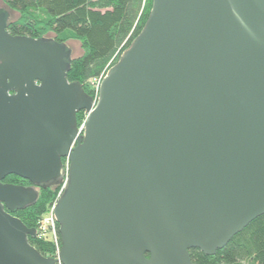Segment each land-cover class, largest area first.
<instances>
[{
  "label": "water",
  "instance_id": "95a60500",
  "mask_svg": "<svg viewBox=\"0 0 264 264\" xmlns=\"http://www.w3.org/2000/svg\"><path fill=\"white\" fill-rule=\"evenodd\" d=\"M9 19L0 264H194L190 250L214 256L264 215V0H152L95 99L68 82L66 44L11 36ZM11 175L31 186L4 184ZM64 180L60 251L46 258L11 214Z\"/></svg>",
  "mask_w": 264,
  "mask_h": 264
},
{
  "label": "trees",
  "instance_id": "16d2710c",
  "mask_svg": "<svg viewBox=\"0 0 264 264\" xmlns=\"http://www.w3.org/2000/svg\"><path fill=\"white\" fill-rule=\"evenodd\" d=\"M17 18L8 24L11 36L44 38L66 44L68 40L81 43L83 54L72 59L67 72L70 83H79L88 97L95 99L92 81L114 66L143 30L151 11L152 0H0ZM84 113L77 114V122ZM4 184L29 187L31 184L16 176H7ZM61 185L34 187L37 201L12 213L27 228L38 230L41 217L57 200ZM42 256L55 258L53 244L28 238ZM60 245V237H59ZM194 264H264V215L250 223L214 256H204L198 250L189 251Z\"/></svg>",
  "mask_w": 264,
  "mask_h": 264
},
{
  "label": "built area",
  "instance_id": "2783aa9c",
  "mask_svg": "<svg viewBox=\"0 0 264 264\" xmlns=\"http://www.w3.org/2000/svg\"><path fill=\"white\" fill-rule=\"evenodd\" d=\"M105 73H103L99 78L95 79L92 81V86L96 92V97L98 94V89H99V85L100 82L103 78ZM86 119V114H84V119L82 121V123L79 125V128L82 130L83 129V125H84V121ZM64 168L67 174V170H68V162H66L64 164ZM65 187V180L64 182L61 184L60 190L58 192L57 198L62 194L63 189ZM55 204V202H54ZM54 204L50 207V209L48 210V212L46 214H44L41 219L39 220L38 223V230H36V237L39 240L45 241V242H50L51 244L54 245L55 247V251H56V256L57 257L59 251H60V246L61 243L59 245V233H58V225L57 222L55 220V217L53 215V207Z\"/></svg>",
  "mask_w": 264,
  "mask_h": 264
},
{
  "label": "rangeland",
  "instance_id": "374dc122",
  "mask_svg": "<svg viewBox=\"0 0 264 264\" xmlns=\"http://www.w3.org/2000/svg\"><path fill=\"white\" fill-rule=\"evenodd\" d=\"M0 6L1 7L2 6L4 7V5L1 2H0ZM9 13H10V19H9L10 22L13 21V20H15L17 18V16H18L17 14L12 13L10 11H9ZM45 38H51V39H53L54 38V34L48 33L45 36ZM66 45L71 50L73 59H77V58H79L83 54V48H82V45H81L80 42H78L76 40H68L66 42ZM81 123H82V121L80 122V124ZM239 264H250V262L249 261H244V262H241Z\"/></svg>",
  "mask_w": 264,
  "mask_h": 264
},
{
  "label": "flooded vegetation",
  "instance_id": "af4514ba",
  "mask_svg": "<svg viewBox=\"0 0 264 264\" xmlns=\"http://www.w3.org/2000/svg\"><path fill=\"white\" fill-rule=\"evenodd\" d=\"M8 12V9L6 8V7H1L0 6V13H7ZM7 30V32H8V29H6ZM9 33V32H8Z\"/></svg>",
  "mask_w": 264,
  "mask_h": 264
}]
</instances>
